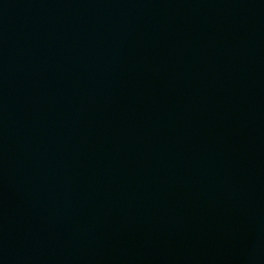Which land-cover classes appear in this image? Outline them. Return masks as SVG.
Returning a JSON list of instances; mask_svg holds the SVG:
<instances>
[{"label": "water", "instance_id": "water-1", "mask_svg": "<svg viewBox=\"0 0 264 264\" xmlns=\"http://www.w3.org/2000/svg\"><path fill=\"white\" fill-rule=\"evenodd\" d=\"M0 264H264V0H0Z\"/></svg>", "mask_w": 264, "mask_h": 264}]
</instances>
